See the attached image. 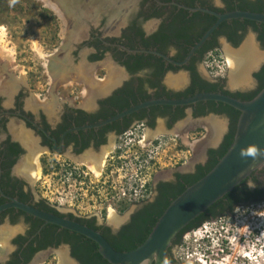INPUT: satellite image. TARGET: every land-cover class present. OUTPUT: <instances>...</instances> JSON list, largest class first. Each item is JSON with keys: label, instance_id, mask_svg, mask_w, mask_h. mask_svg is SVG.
Segmentation results:
<instances>
[{"label": "flooded vegetation", "instance_id": "flooded-vegetation-1", "mask_svg": "<svg viewBox=\"0 0 264 264\" xmlns=\"http://www.w3.org/2000/svg\"><path fill=\"white\" fill-rule=\"evenodd\" d=\"M68 2L51 6L50 0L47 4L58 24L54 33L58 42L53 50L42 53L40 85L15 75L7 59L2 62L7 66L0 71V207L7 206L0 209V264L46 263L52 256L59 261L66 250L81 264L72 253L71 230L13 204L19 201L62 217L82 218L47 200L35 188L46 183L50 169L57 170L59 180H77L95 175L94 166L105 184H113L120 165L124 168L126 162L127 139L143 132L139 143L144 146L161 136L184 137L197 144L209 136L210 118L223 119L224 126L216 143L209 145L205 161L192 171L177 167L169 170V176L157 175L151 198L136 202L138 206L127 220L114 226L91 216L90 224L109 236H118L135 213L156 202L165 191L173 193L176 185L187 184L199 166L206 167L219 156L237 125L236 113L217 100L191 105L154 103L109 119L145 102L204 92L248 100L264 76L263 56L250 72L254 86L250 81L232 86L233 68L227 55L241 50L250 35L259 54H264V23L226 19L202 41L218 20L210 11L259 12L264 0ZM196 133L199 136H192ZM259 179L264 184V173ZM260 189L264 194V185ZM241 191L234 204L252 198ZM226 204L229 208L230 203ZM171 257L170 248L168 260Z\"/></svg>", "mask_w": 264, "mask_h": 264}, {"label": "rangeland", "instance_id": "rangeland-1", "mask_svg": "<svg viewBox=\"0 0 264 264\" xmlns=\"http://www.w3.org/2000/svg\"><path fill=\"white\" fill-rule=\"evenodd\" d=\"M0 27L5 30V39L0 41V52L5 55L0 57V71L7 66H2L7 59L15 75L40 85L42 53L53 50L58 42L54 34L58 24L53 11L45 0H0ZM247 79L254 86L253 76ZM216 120L224 126L223 119ZM143 134L139 132L135 138L127 139L128 143L124 141L128 150L126 162L124 168L120 165L119 177L113 184H105V179L96 174L77 180L70 177L59 180L57 170L50 169L46 172V183L36 184L35 188L47 200L77 216L91 219L97 215L102 222L118 225L129 218L138 203L119 204L111 197L114 188H138L147 184L148 195L143 199L147 200L151 198L156 176L166 177L169 170L186 167L195 152L194 145L184 137L161 136L152 145L144 146L142 142L140 145ZM263 170L262 167L256 174ZM250 182L254 183L248 179L247 185ZM256 187L253 190L258 194L251 199L236 204L233 210H220L198 229L185 233L179 244L173 243L172 257L167 264H264V194L261 189L257 192ZM39 264H59V261L52 256Z\"/></svg>", "mask_w": 264, "mask_h": 264}, {"label": "water", "instance_id": "water-1", "mask_svg": "<svg viewBox=\"0 0 264 264\" xmlns=\"http://www.w3.org/2000/svg\"><path fill=\"white\" fill-rule=\"evenodd\" d=\"M210 12L216 14L218 20L202 38V41L214 27L226 19L244 18L264 23V12L241 9L227 13ZM250 37L253 38L252 35ZM257 65L258 63L251 70ZM201 100L221 101L240 111L233 141L212 169L187 186L169 203L147 238L135 248L120 251L100 231L75 219L41 211L19 201H15L13 204L48 223L56 224L90 238L97 243L99 253L111 264H167L169 261L168 250L180 232L198 216L206 212L211 205L222 199L237 185L264 166V87L248 100L215 92L198 93L182 99H157L136 105L108 120L111 121L116 117L127 115L143 106L154 103L191 105ZM199 144H201L202 157L198 159L195 151L189 164L183 167L186 171H192L197 163L206 159V151L210 144L205 138L199 140ZM250 149H255V156L242 155V152ZM157 181L158 177L155 178V182ZM248 187L252 190L255 184L250 182ZM6 206H1L0 209ZM66 251L68 258L74 264H78L74 258L70 257L68 250Z\"/></svg>", "mask_w": 264, "mask_h": 264}, {"label": "trees", "instance_id": "trees-1", "mask_svg": "<svg viewBox=\"0 0 264 264\" xmlns=\"http://www.w3.org/2000/svg\"><path fill=\"white\" fill-rule=\"evenodd\" d=\"M255 11V10H253ZM259 12H264V6L261 7V9H258ZM248 20V19H247ZM251 23H257V21L249 20ZM264 87V76L262 77L261 86L259 89H257L255 92H253L251 95L246 97V99L253 98L262 88ZM227 109H231L236 113V122L238 121V117L240 114V111L235 109L234 107L225 104ZM237 124V123H236ZM233 138H231L229 144L227 147L217 156L214 160L209 162V164L206 167L199 166V171L195 175H190L187 179V184H180L179 187L176 185L172 188L173 193L171 192V189L168 191H165L161 198L158 199L156 202L151 203L147 205L142 210L135 213L133 216L132 222L125 227L122 231L119 232L118 236L112 237L106 234L105 232L100 231L99 227L94 226L93 224H90V219L86 218H76L79 222L88 225L89 227H92L98 231H100L107 240L118 250L124 251V250H131L141 244L149 235V233L152 230V227L160 217V215L163 213V211L166 209V207L169 205V203L177 197L180 193H182L187 186L191 185L201 177H203L210 169L213 168V166L219 161V159L225 154L229 146L231 145ZM262 169V168H261ZM260 169V170H261ZM259 171V170H257ZM255 173V172H254ZM254 175L253 178L249 177L248 179H252L255 185L257 192H260V188L264 185L263 182L260 181L259 175L261 173H264V170L260 172L259 175ZM244 180L241 184L237 185L232 191L227 193L222 199L215 202L213 205H211L206 212L198 216L195 220H193L188 226H186L180 234L175 238L174 244H179L183 235L191 230L198 229L203 223L210 221L213 217L217 216L220 210H224L228 208L226 203H230V210H233L234 206L236 204L235 201L239 198L240 191L244 194H247L252 197L255 193L254 190L250 189L247 185V180ZM226 199H228V202H225ZM68 231V230H67ZM70 232V231H69ZM73 232V233H72ZM71 236L73 239V256H75L78 261L81 264H111L109 263L98 251V245L96 242L91 240L90 238L72 231ZM70 236V237H71Z\"/></svg>", "mask_w": 264, "mask_h": 264}, {"label": "bare ground", "instance_id": "bare-ground-1", "mask_svg": "<svg viewBox=\"0 0 264 264\" xmlns=\"http://www.w3.org/2000/svg\"><path fill=\"white\" fill-rule=\"evenodd\" d=\"M49 1L50 0H45L46 3L48 2L47 4H49ZM51 1H53V5L50 4L51 6H55V5L64 6V5H66V3L67 4L69 3L68 0H51ZM70 1H72V3L75 2V0H70ZM63 3H64V5H63ZM4 37H5V30L3 27H0V41H4V39H5ZM244 45L242 46V49L240 48L241 50H239L237 52L228 51V54H227L230 65L233 68V73L230 76L231 83H232V84L231 83L230 84L232 86L233 85L237 86L238 84L247 83V81H248L247 78L250 76L249 72H250L251 68L258 61H260L264 56V54H259L261 52H259L257 50L252 37H249ZM3 55L4 54H1V52H0V57ZM3 85H4V87L7 86V82L3 83ZM10 85L11 84L8 83V86H10ZM208 125H209L210 133H209V136L207 135L205 137V139H206L208 144H212L211 142H214L216 140L218 133L220 132L222 127H221L220 123L215 118H210L208 120ZM215 143H216V141H215ZM193 145H194L195 151H199V149L201 150V147H200L201 144H199V141L197 142V144H193ZM200 153H202V151H200ZM196 156L198 159L202 157V155L199 154V152L198 153L196 152ZM91 169L94 170L96 175L99 174L98 170L94 166H91ZM36 173L38 174V172H36ZM59 264H74V263L68 258L67 252L62 251L60 253V257H59Z\"/></svg>", "mask_w": 264, "mask_h": 264}, {"label": "built area", "instance_id": "built-area-1", "mask_svg": "<svg viewBox=\"0 0 264 264\" xmlns=\"http://www.w3.org/2000/svg\"><path fill=\"white\" fill-rule=\"evenodd\" d=\"M146 185L147 184H141L138 188H134L133 186H122L119 187L118 190L114 188V192L112 191L114 194L111 193V197L119 204L138 202L140 199L143 200L144 197L148 195L147 192L149 189Z\"/></svg>", "mask_w": 264, "mask_h": 264}, {"label": "clouds", "instance_id": "clouds-1", "mask_svg": "<svg viewBox=\"0 0 264 264\" xmlns=\"http://www.w3.org/2000/svg\"><path fill=\"white\" fill-rule=\"evenodd\" d=\"M255 154H256L255 149H250L248 151L242 152V155H252V156H255Z\"/></svg>", "mask_w": 264, "mask_h": 264}]
</instances>
